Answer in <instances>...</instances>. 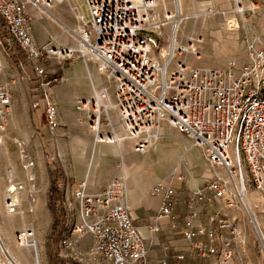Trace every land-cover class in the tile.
Here are the masks:
<instances>
[{
  "label": "built area",
  "instance_id": "obj_1",
  "mask_svg": "<svg viewBox=\"0 0 264 264\" xmlns=\"http://www.w3.org/2000/svg\"><path fill=\"white\" fill-rule=\"evenodd\" d=\"M57 1L63 0H0V57L11 59L17 47L40 79L45 78L41 63L49 55L57 53L71 58L77 52L85 63H96L98 71L114 83V94L103 88L76 106L77 111L85 114L95 142L119 143L116 129L120 127L123 137L136 145L135 151L144 154L159 138L158 128L163 122L188 138L212 168L226 172V177L211 179L187 202L182 232L191 253L204 264H237L236 249H240L247 264H258L248 250L250 234L244 216L249 215V210L244 200L251 189L264 198V47L255 50L250 45L249 61L240 69L235 62L223 69L193 67L186 57L192 54L200 58L196 46L202 43V37L190 38L187 45L180 44L176 15L166 12L161 20L157 0H84L90 18H79L77 51L37 46L26 6L32 3L49 8ZM169 24L173 30L169 51L163 53L162 43L150 33L159 31L161 35ZM229 26L234 31L240 28L237 20L230 21ZM2 68L0 58V71ZM60 81L42 80L41 97L33 104L36 110L44 108L51 132L60 124L50 88ZM10 103L8 85H0V133L5 131ZM114 116L118 122L113 121ZM20 190L24 187L19 183L7 190L5 207L9 214L20 207ZM124 191L119 180H113L96 195L88 192L86 181L78 185L74 191L78 215L68 218L58 243L66 264L73 260L79 264H133L146 258V244L131 207L124 202ZM152 193L161 197L162 202L151 230L157 234L163 220H169L176 229V189L159 182ZM200 204H220L207 226L196 223ZM249 221L257 232L264 259V236L254 219ZM85 235L94 239L87 256L76 251L77 240ZM14 242L18 248H36L35 233L23 229L15 234ZM168 257L164 254L161 264H168ZM175 260L182 262L185 255H177ZM0 264H18L6 250L1 233Z\"/></svg>",
  "mask_w": 264,
  "mask_h": 264
},
{
  "label": "rangeland",
  "instance_id": "obj_2",
  "mask_svg": "<svg viewBox=\"0 0 264 264\" xmlns=\"http://www.w3.org/2000/svg\"><path fill=\"white\" fill-rule=\"evenodd\" d=\"M64 1L66 0H63L61 2H54L53 5H55L56 3H62ZM75 1L77 3L79 13L81 14V16H77L76 18L78 23L77 44L70 45V47L66 48H56L57 50L72 49V51H77L79 48V27L81 25L79 18L82 17L84 20H88L90 18V15L84 0ZM160 1L161 0H157V12L160 16V19L163 20L167 12L175 14L176 22L180 23L177 30L178 42L179 33L182 32L184 23L186 22H198L201 28L203 24L206 23V26L211 27V30H213L214 33L216 32L217 36L221 37V39L226 40L229 38L232 40H236L241 28V16H246L248 18V14L250 12V14H253L262 11L261 6H256L254 8L255 4H253L247 7V3H244L241 0H234V2H232V7L229 11H224L220 8L216 10L214 9L212 11L208 10L204 12L202 16H199V18H197L196 20L195 18H190L187 21L185 19L186 16L176 11L177 9L175 8L174 0H167L166 8L162 5ZM42 7L47 12H50V10L52 9V7ZM247 8H251V11L247 10ZM210 13L212 14L209 15ZM233 20H237L239 22L240 28L238 30L234 31L230 29L229 22ZM172 31V25L169 24L164 26V28L161 30V35L158 33L159 31H153L150 33L151 36L157 39L158 43H162L164 53L169 51V40ZM65 32L68 33L67 31ZM199 36L203 39L202 43H200L199 46H196L200 54V58L197 59L196 56L192 54H188L186 57L187 63L197 68L201 67L206 69H223L226 68L230 62H235L236 66L240 69L249 61L248 53L251 47L250 45H253L252 47L255 50H259L264 47V45L254 46V44H250L248 46H210L212 43H214V41L210 43L209 41H207V38L214 39V34H209V36H206V39H204L203 35L189 34L186 36L187 41H185L184 43H179L187 45L190 41V38H197ZM55 39L56 36L52 38V42H54ZM47 45H50L52 48H54L52 43H48L44 46ZM16 54H18V56H16ZM155 54L159 55L157 52H155ZM14 55L16 59H19L20 64H22V67L23 65H25L24 63L28 62L25 58V55L21 53V51L17 47H14ZM50 57H52V55H49L41 63V66H43V68L45 69L44 79H40L32 65V75L34 79H31V81H37L38 83L34 86H31V81H28L27 88L26 86H24L23 83L17 85L16 90H18V99L16 108H13L11 112L8 110V114L6 115L5 131L0 133V233L6 248H9V250L15 254V257L17 259L13 256L12 258L19 264H66L64 259L60 256L58 248L59 238L62 235L64 225L67 222L68 218L73 215L75 217L76 215H78V205L74 198V191L76 190L78 185L85 180H78L75 178L74 175L78 174L77 171L79 170L82 171V176L84 177V174L90 164V146L94 144L93 141L95 142V136L89 130L85 114L77 111L76 109L77 103L80 100L86 99H78L75 101V103L70 106H66L67 104L63 102V96H65L67 91L71 92L74 90L71 86L70 88L66 87L68 81L65 76V70L69 67L78 66L80 64L88 66L91 65L95 67L98 77L100 78L101 82H103V84L105 85L101 86L100 88L94 89L93 95L95 91L101 90L103 88L108 89L111 95L114 94V83L98 71L99 67L96 63H85L83 59L80 58L77 52H75V54L71 58L63 57L61 55H56V58ZM16 63H18V61ZM173 65H175V63H173L172 66ZM18 67V70L22 73V67ZM91 73L95 76V73L92 70ZM54 79H62V81L58 83H53L50 88L52 97L54 98V100H56L55 102L58 108V121L60 126L56 131L51 132L49 129H47L48 127L44 108L41 107L40 109L36 110L33 108V104L36 100H39V97H41L40 84L42 80L52 81ZM5 85H8L9 93L11 94L12 92L10 90H12L13 87L12 83H7L3 86ZM24 92H27L28 94L31 109L35 112L39 111V114L36 118H34L32 112L30 115L25 114L24 110L20 106V101L23 98ZM75 114L76 116H74ZM113 121H117V118L115 116L113 117ZM162 125H164V128H166L168 132L165 133V136L161 137L159 129L162 127ZM32 126L36 129L35 131L32 129ZM116 130H119V132H121V134H119V132L117 133L120 137V141L129 140L123 137V131L120 127H118V129ZM158 134L159 138L153 142V144L150 146L146 153L148 154L150 151L153 150V148H155V146L160 144H164L166 148L164 147L163 150L165 151H169L167 150V147H171V145L168 146L167 143L175 145L178 144L181 150V158L179 159V162L181 164V168H183L185 163L184 159L182 158L184 156V148L182 146L183 141L179 138V136L183 138L186 137L179 134L175 129L171 128L165 122L160 124L158 128ZM186 139L189 140L188 138ZM42 140H45V142H43ZM78 141H82L84 144H87L89 146H81L78 144ZM203 160L208 166V169L214 172L215 169L212 168L206 162L205 159ZM31 163L32 166H29V164ZM170 165L176 166L178 164H174V162L172 164H170V162L161 163L162 169L163 167H166L168 169ZM217 171L219 172V170ZM10 174L13 175V178H10ZM217 176H214L213 178H216ZM219 176L226 177V172L221 169ZM31 177L33 178V181H30ZM168 178L171 180L173 178H177V181L185 182L186 178L188 177L183 172H179L178 174L175 171L171 175H169ZM16 183L23 185L24 190L22 191L27 193L25 194L27 196V200L24 205L20 204V207L16 213L9 214L5 207V199L7 197L6 190L10 187V184ZM191 196L189 198H191ZM188 200L185 202L187 208ZM248 200L251 204V211L247 212L249 213V215L244 216V220L247 223L246 227L247 229H249L248 231L250 234V241L249 243H247L248 250H251L256 260H258V264H260L261 260L264 261V259L262 258V255L260 253L257 232L253 230V226H251L249 220H251V218L254 219L256 226H259V232L264 236V198L259 192L255 191L254 189H251V191H249L248 193L246 201L244 202L245 205ZM202 207L203 204L198 205L197 209L199 216L196 223L207 226L210 218L217 210L216 208H220V204H215L212 207L204 206V209ZM207 208L211 209V213L209 214L206 223H203V214L206 212ZM165 221L169 222L170 228L172 230L178 229L180 231V234L183 235L182 229L185 224V219L183 220L182 224L179 225L180 223L178 222L177 217L176 221L178 224L176 229L172 228V224L169 220H163L162 222ZM23 229H32L34 231L36 248L34 246L18 248V246L15 244V234ZM7 235H9L10 241L6 240ZM87 237H90L93 243L88 251H83V249L81 248V242ZM76 243L78 246L76 248V251H79L81 254L87 256L88 252L90 253L94 245V239L91 235H85L81 239L77 240ZM167 247V245H165V247L163 246V252L165 254L168 250ZM146 251H148L147 246ZM236 256H238L236 257L237 261L235 259V262L237 264H247V259L244 258L240 249H236ZM195 257L200 260L201 264H204L201 258L197 256ZM256 260L254 261L256 262ZM68 264L79 263H75V261L73 260L70 263L68 262ZM81 264L86 263L83 262Z\"/></svg>",
  "mask_w": 264,
  "mask_h": 264
},
{
  "label": "crops",
  "instance_id": "obj_3",
  "mask_svg": "<svg viewBox=\"0 0 264 264\" xmlns=\"http://www.w3.org/2000/svg\"><path fill=\"white\" fill-rule=\"evenodd\" d=\"M241 1L247 3V7L253 4H255L254 8L256 6H261L262 11L253 14H250V12L248 18L246 16H241V28L236 40L229 38L226 40L221 39V37L217 36L216 32L214 33L213 30H211V27L206 26V23L203 24L201 28L198 22H186L184 23L182 32L179 33V42L184 43L187 41L186 36L189 34L203 35L204 39H206V36H209V34H214V39L207 38V41L210 43L214 41L210 46H248L250 44H254V46H263L264 0ZM160 2L165 8L167 7V0H161ZM232 2H234V0H177L178 9H180L179 13L186 16L185 19L187 21L190 18H195L196 20L208 10L212 11L220 8L221 10L229 11L232 7ZM250 9L251 8H247V10L251 11ZM27 14L37 45L44 46L48 43H52L54 48H66L70 47V45L77 44L78 23L76 18L77 16H81V14L79 13L75 0H66L62 3H56L53 5L50 12L44 10L42 6L29 3L27 5ZM211 14L212 13L209 15ZM55 36L56 39L52 42V38ZM56 55L58 54L56 53ZM56 55H52L50 58H56ZM16 56H18V54H16ZM0 58L3 64V68L0 71V85L7 83H12L13 85L12 90H10L12 92V97L9 111L11 112L17 105V85L23 83L27 88V82L34 79L32 75V64L26 62L22 67V64H20L19 59L15 58V55L11 59L4 58L3 56ZM17 61L18 63H16ZM17 64L22 67V73L18 70L19 67ZM91 70L95 73V76L91 73ZM65 76L68 81L66 87L70 88L71 86L74 89L71 92L67 91L65 96H63V102L67 104L66 106L72 105L78 99L91 98L94 89L105 86L98 77L95 67L91 65L80 64L78 66L69 67L65 70ZM37 83V81H31L30 84L34 86ZM20 106L25 114L30 115L32 112L34 118L39 114V111L35 112L31 109L27 92H24L23 98L20 101ZM74 116H76V114ZM32 129L34 131L36 130L33 126ZM159 130L161 137L165 136V133L168 132L167 129L164 128V125H162ZM119 134H121V132H119ZM179 138L182 139V146L184 148V153L182 152L184 155L182 158L185 162L183 168H181L179 162L181 150L178 144L167 143L168 146L171 145L170 148L167 147L169 151L163 150L165 147L164 144L157 145L148 154L146 153V155L137 153L134 149L136 145L129 140H121L115 145L100 144L93 141L94 144L90 146V164L84 177L82 176V171L79 170L77 171L78 174L74 175L76 179L85 180L87 182L88 192L93 195L103 192L113 180H119L122 183L123 189L125 190L124 202L131 207L133 216L135 217L136 227L148 249L147 257L143 261L133 264H160L164 258L165 253L163 252V246L165 247V245L168 246V264H201L200 260L191 253L190 244L187 239L180 234L178 229L172 230L169 222H161L160 231L157 232V234L151 230L152 223H154L153 218L159 213L162 202L161 197H156L152 193L154 186L158 182L164 181L176 188L178 202L175 206L174 214L178 217L179 225H181L187 216L188 208L185 202L188 198L197 189L205 186L208 180H211L214 176H219L221 172L220 168H214V172L208 169L200 150L186 138L181 136H179ZM42 141L45 142V140ZM78 144L81 146L84 145L85 147L87 145L82 141H78ZM162 162H170V164L174 162V164L178 165H170L168 169L166 167L162 169ZM217 170H219V172ZM175 171L178 174L179 172H183L187 175L188 178H186L185 182H179L177 178H173L172 180L168 178V176ZM25 194L27 193L21 192V190L17 193L21 205L26 203L27 196ZM210 213L211 209L207 208L206 212L203 214V223H206ZM6 240L10 241L9 235L6 236ZM92 243V239L87 237L81 242V248L83 251H88ZM180 254H184L186 259L183 262H176L175 256Z\"/></svg>",
  "mask_w": 264,
  "mask_h": 264
},
{
  "label": "bare ground",
  "instance_id": "obj_4",
  "mask_svg": "<svg viewBox=\"0 0 264 264\" xmlns=\"http://www.w3.org/2000/svg\"><path fill=\"white\" fill-rule=\"evenodd\" d=\"M174 2H175V7H176V11L179 13V10L180 9H178V3H177V0H174ZM164 53V52H163ZM10 178H13V175H11L10 174ZM10 186H14V184H10ZM7 190H8V188H7ZM7 190H6V194H7ZM246 201V199L244 200V202ZM246 206H247V209L249 210V211H251V204H250V201L248 200L247 202H246ZM4 245H5V243H4ZM5 248H6V246H5ZM7 249V251L9 250V248H6ZM8 253L11 255V256H13V257H15V254L14 253H12L10 250L8 251ZM16 258V257H15ZM17 259V258H16ZM22 261V260H21ZM19 264V263H18Z\"/></svg>",
  "mask_w": 264,
  "mask_h": 264
}]
</instances>
